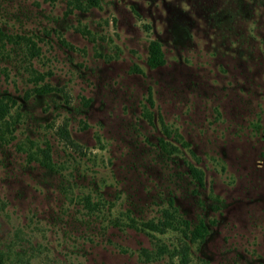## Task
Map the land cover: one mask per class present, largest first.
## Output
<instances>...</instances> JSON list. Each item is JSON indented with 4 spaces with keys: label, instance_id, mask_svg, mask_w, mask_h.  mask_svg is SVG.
<instances>
[{
    "label": "rangeland",
    "instance_id": "rangeland-1",
    "mask_svg": "<svg viewBox=\"0 0 264 264\" xmlns=\"http://www.w3.org/2000/svg\"><path fill=\"white\" fill-rule=\"evenodd\" d=\"M0 97L2 264H173L122 224L169 198L207 226L186 264H264V0H0Z\"/></svg>",
    "mask_w": 264,
    "mask_h": 264
},
{
    "label": "trees",
    "instance_id": "trees-1",
    "mask_svg": "<svg viewBox=\"0 0 264 264\" xmlns=\"http://www.w3.org/2000/svg\"><path fill=\"white\" fill-rule=\"evenodd\" d=\"M146 62L149 66H155L163 62V54L160 48V44L157 40H150L148 43V55ZM57 89L55 86L50 85L47 82H43L35 87H33L34 92L36 93H45ZM9 104L0 97V136L8 129L12 128L14 119L12 116L7 119L5 117L8 115ZM150 120V115L146 116ZM4 127V128H1ZM166 134L169 132L164 128ZM59 135L62 137L64 142H66L72 149L80 151V146L74 142L66 129V125L63 122L58 127ZM162 147H165V143L161 140ZM175 146L169 145L168 150H174ZM27 156L30 159H33L39 162L41 165L49 169H55L56 165L51 159L50 155V146L46 144L43 147H37L35 149H28ZM188 169L190 174L195 177L199 182L202 180V172L196 166L189 164ZM82 199L84 200L85 207L92 211H100V206L103 202L99 199L92 200L88 195H83ZM125 220L123 225L138 229L154 238V249L152 252L146 250V248L141 247L139 254L143 255L145 258L152 257H161L166 255L173 264H186L190 260L189 249L192 243H199L202 241L204 236L207 233V226L203 220L198 219L197 222L192 223L189 219L184 217L179 213L178 209L173 203L172 199H168L167 203L160 207L158 214L154 217H149L146 219L136 220L128 213L124 214ZM119 224V222H113ZM166 231H173L177 233L176 242L174 244L168 245L164 242L156 243L155 233H164ZM152 253V254H151ZM175 258L176 260L173 259ZM3 258L0 253V264H2Z\"/></svg>",
    "mask_w": 264,
    "mask_h": 264
}]
</instances>
